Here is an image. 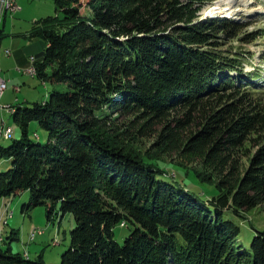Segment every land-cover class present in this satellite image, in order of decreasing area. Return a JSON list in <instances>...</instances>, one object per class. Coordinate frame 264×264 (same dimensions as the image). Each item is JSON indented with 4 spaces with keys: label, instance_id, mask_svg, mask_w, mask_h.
Instances as JSON below:
<instances>
[{
    "label": "trees",
    "instance_id": "16d2710c",
    "mask_svg": "<svg viewBox=\"0 0 264 264\" xmlns=\"http://www.w3.org/2000/svg\"><path fill=\"white\" fill-rule=\"evenodd\" d=\"M52 1L56 13L30 31L44 40L36 75L67 88L10 105L21 135L0 144V197L28 189L22 210L72 213L60 264H264V228L249 222L245 246L235 220L264 205V82L210 41L236 20L196 19L211 0ZM32 120L47 140L29 136ZM150 135L159 152L197 161L215 193L170 178L159 154L128 141ZM117 223L131 226L121 242ZM0 264L52 263L0 245Z\"/></svg>",
    "mask_w": 264,
    "mask_h": 264
},
{
    "label": "rangeland",
    "instance_id": "374dc122",
    "mask_svg": "<svg viewBox=\"0 0 264 264\" xmlns=\"http://www.w3.org/2000/svg\"><path fill=\"white\" fill-rule=\"evenodd\" d=\"M1 2L2 0H0V5ZM15 2L18 5L16 11H4L5 9H3L4 20H1L0 26L3 23L4 34L9 35V37H1L0 47H9L12 55L13 46L17 43L18 46L22 44L30 46L32 52H41L44 46L43 38L38 35H31L30 31L33 29L36 20L56 13L53 1L15 0ZM210 14L229 15L237 22V26H233L229 31H216L215 35L217 36H211L210 41H216L217 45L215 46L217 49L242 57L241 66L243 71H259V75L253 80L264 82V0H211L203 3L197 11L196 19L211 17ZM211 32L214 31L211 30ZM8 39H14V44L12 45L10 42L5 44V40ZM3 50L1 49L2 52ZM32 56H34L35 62V55ZM31 64V59H29V65ZM22 67L24 66H19V68ZM34 67L36 69V64ZM17 68L15 62L7 61L5 69L0 70L7 83V87L0 98V104L15 105L20 102L31 104L34 101L45 99L52 89L63 90L67 88L65 83L50 82L47 79L42 80L36 73L35 75L26 74L21 71L22 69L18 70ZM255 89L258 90L255 95L264 98V87ZM10 110L4 108L0 111V132L4 127L12 129V137H0V144L4 145L21 135V129L12 117L13 107ZM112 116L122 117L115 112ZM36 133L39 140H47L48 131L32 120L29 123L28 134L32 137ZM0 135H3V131ZM154 138V135H150L128 141L131 143L133 141V146L142 155L146 153L145 156L148 157L150 156L148 154H154L153 156L159 154L160 159L156 161L158 165L167 169L166 173L170 172L168 174L170 178L172 177V179L204 197H209L215 193L214 186L198 180L193 174L192 171H202L201 165L197 161L191 158L182 160L179 155L173 152L168 154L162 151L159 152V148L154 146ZM126 143L127 141H124V144ZM248 147L251 152L255 150L254 146L249 145ZM181 160L185 162V165L179 163ZM9 164V159L0 158V170L6 169ZM28 197V189L21 190L17 194L0 197V245H10L13 251H19L26 257H37L41 254L44 261L60 264V254L68 246L70 229L74 225L73 215L70 212L62 213L57 207L48 216L46 204H37L22 210L21 204L27 201ZM243 215L240 218H235L240 224L238 240L243 245L248 246L255 233V228H264V205L244 211ZM249 222L255 228L251 227ZM130 228L131 226L117 223L114 226L115 239L121 242L130 232Z\"/></svg>",
    "mask_w": 264,
    "mask_h": 264
},
{
    "label": "crops",
    "instance_id": "0c3cea01",
    "mask_svg": "<svg viewBox=\"0 0 264 264\" xmlns=\"http://www.w3.org/2000/svg\"><path fill=\"white\" fill-rule=\"evenodd\" d=\"M1 18H0V24H1V20L2 21L4 20V16L2 15ZM12 36H13V34H12ZM1 37H9V35L4 34L3 23H2V26H0V45L2 43ZM8 42H10V44L13 45L14 44V39H8L7 41L5 40V44H8ZM18 45L19 44L17 43L15 46H13V49H14L13 50V55H12L11 49H9V47H7V46H5L4 48L0 47V51H1V49L2 50L3 49H9V53L8 54H5V53H3L1 51L0 70L1 69H5L7 61L15 62L17 67H18L17 69L21 70V69H23V68H25L26 66L29 65V57H30V55H36V54L39 53V52H32L31 47L30 46H26L25 44H22L20 46H18ZM21 65L24 66V67L19 68V66H21ZM26 74H28V73H26ZM6 87H7V83H6ZM1 96H2V94H1ZM1 96H0V98H1ZM5 105H11V104H8V103L7 104H0V107L5 106ZM2 109H4V108L3 107L0 108V111H2Z\"/></svg>",
    "mask_w": 264,
    "mask_h": 264
},
{
    "label": "built area",
    "instance_id": "2783aa9c",
    "mask_svg": "<svg viewBox=\"0 0 264 264\" xmlns=\"http://www.w3.org/2000/svg\"><path fill=\"white\" fill-rule=\"evenodd\" d=\"M17 8H18V5L15 2V0H14V4H12V5H5V0H3V3L0 6V16L2 15L3 9H5L4 11H6V10L16 11ZM3 53L8 54L9 53V49H4ZM0 57H1V51H0ZM29 59H34V56L31 55L29 57ZM22 72H25V73L29 74V65L27 67L23 68ZM5 88H6V80L4 79V77L2 76L1 71H0V96L3 93ZM16 88H18V87H16ZM9 106L10 105H5V106H2V107L8 110ZM2 107H0V108H2ZM1 121H2V119H1Z\"/></svg>",
    "mask_w": 264,
    "mask_h": 264
},
{
    "label": "bare ground",
    "instance_id": "6f19581e",
    "mask_svg": "<svg viewBox=\"0 0 264 264\" xmlns=\"http://www.w3.org/2000/svg\"><path fill=\"white\" fill-rule=\"evenodd\" d=\"M3 3V0H2V2H1V4ZM12 4H14V0H5V5H12ZM1 6V5H0ZM31 66L29 65V74L30 75H35V73H36V69H35V67H34V65L35 64H33V63H35L34 62V59H31ZM10 109H12V107L11 106H9L8 107V110H10ZM11 111V110H10ZM14 112V111H13ZM3 121V120H2ZM2 131H3V135L5 136V137H8V136H10L11 134H12V129L10 128V127H4V128H2V130H1V132L0 133H2ZM9 131V132H8Z\"/></svg>",
    "mask_w": 264,
    "mask_h": 264
}]
</instances>
